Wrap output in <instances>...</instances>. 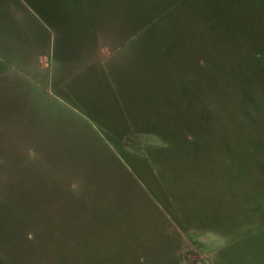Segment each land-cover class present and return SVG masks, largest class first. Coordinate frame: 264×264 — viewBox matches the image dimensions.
Listing matches in <instances>:
<instances>
[{"label": "rangeland", "instance_id": "obj_1", "mask_svg": "<svg viewBox=\"0 0 264 264\" xmlns=\"http://www.w3.org/2000/svg\"><path fill=\"white\" fill-rule=\"evenodd\" d=\"M0 264H264V0H0Z\"/></svg>", "mask_w": 264, "mask_h": 264}]
</instances>
